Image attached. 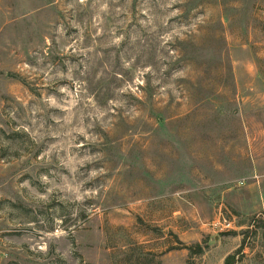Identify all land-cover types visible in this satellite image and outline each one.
Listing matches in <instances>:
<instances>
[{"label":"rangeland","instance_id":"obj_1","mask_svg":"<svg viewBox=\"0 0 264 264\" xmlns=\"http://www.w3.org/2000/svg\"><path fill=\"white\" fill-rule=\"evenodd\" d=\"M243 242L264 264V0H0V264Z\"/></svg>","mask_w":264,"mask_h":264},{"label":"trees","instance_id":"obj_2","mask_svg":"<svg viewBox=\"0 0 264 264\" xmlns=\"http://www.w3.org/2000/svg\"><path fill=\"white\" fill-rule=\"evenodd\" d=\"M244 248H245V243L243 242V244H242L240 250L238 251V253L236 255H234V256L228 257L225 264H235L237 256L243 252Z\"/></svg>","mask_w":264,"mask_h":264},{"label":"built area","instance_id":"obj_3","mask_svg":"<svg viewBox=\"0 0 264 264\" xmlns=\"http://www.w3.org/2000/svg\"><path fill=\"white\" fill-rule=\"evenodd\" d=\"M232 222H227L226 220H224L222 228L223 229H232Z\"/></svg>","mask_w":264,"mask_h":264}]
</instances>
